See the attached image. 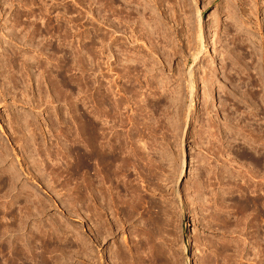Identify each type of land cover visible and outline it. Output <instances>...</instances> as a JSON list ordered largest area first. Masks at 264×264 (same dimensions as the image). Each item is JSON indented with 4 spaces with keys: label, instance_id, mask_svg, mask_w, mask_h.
<instances>
[{
    "label": "rangeland",
    "instance_id": "1",
    "mask_svg": "<svg viewBox=\"0 0 264 264\" xmlns=\"http://www.w3.org/2000/svg\"><path fill=\"white\" fill-rule=\"evenodd\" d=\"M235 33L258 53L256 106L222 92ZM260 106L264 0H0V264L135 254L148 214L126 220L109 204L118 189L98 171L102 133L129 160L117 181L159 210L158 264H264V158L241 155L246 139L229 138L239 125L226 116L248 134ZM82 134L88 148L73 142Z\"/></svg>",
    "mask_w": 264,
    "mask_h": 264
},
{
    "label": "bare ground",
    "instance_id": "2",
    "mask_svg": "<svg viewBox=\"0 0 264 264\" xmlns=\"http://www.w3.org/2000/svg\"><path fill=\"white\" fill-rule=\"evenodd\" d=\"M151 27L153 28L154 26H151ZM238 31H239V29H238ZM245 41H246L245 37L243 38L242 34L241 35H239V34L236 35V33L233 34V37H232L230 42H232L234 47H231V49L228 51L229 54H227L228 53L227 52L225 54V57L223 56L224 59L222 62L223 66L221 67L222 68L221 73L223 75V78L226 79L225 82L227 81V84L229 85V91H227L226 89L223 88L222 92L224 93L223 94L224 97L227 99L231 96V100L234 102L231 104H233V105L236 104L235 100H233V99H236V101L239 102V98L237 96L240 97V100H242L244 97L246 99H249V101H250L249 104L251 103L253 105H255V103L251 102V100H254L255 102L258 101L257 99H258L259 93H257V92H259V91L255 92L253 88L251 89V86L257 87V85L259 84V81H260V77H258L259 76V71H258L259 69L256 68V65L254 63L255 62L254 60H257L255 58H256L258 53L255 52L256 50L254 51L252 49V46L251 47L245 46L246 45ZM248 59H251L252 62L248 61ZM258 64H259V61H258ZM258 67H259V65H258ZM160 86H162V85H160ZM245 86H248L249 88L247 87L248 89L244 90ZM223 87H226L225 84ZM105 95L103 92L100 95H98L99 96L98 97V104L100 107L106 105V101L104 100V99H106ZM232 96H233V98H232ZM224 102H226V101H224ZM238 102L236 104L237 106H239ZM247 102H248V100H247ZM256 105H257V102H256ZM240 107L241 106H239V108ZM260 107L262 110L264 109V108H262V106H260ZM237 110H238V108H237ZM257 111H259V108L257 109ZM99 113H100V111H99ZM263 113H264V111H263ZM234 114L230 115V113H228V115H226V116L228 119H231L234 121L238 120L239 129L235 130V132L234 131L231 133L227 132L229 138L231 139L234 136L233 138H234V140H236V139H238V137L235 136L237 133L239 136L242 135L246 139L245 141L247 142L246 144H247L248 148L246 150H243L242 151L243 153L241 152V155L244 154V156L247 155V157L251 156L252 158H254L253 156H256L255 159H257V160L261 156L264 158V116L262 118L261 117L255 118L259 114H257L256 112L254 113L253 110L250 112V114L247 113L248 116L247 115L246 116H247V118H249V116H250V119H249V122L245 126L249 127L250 129H249V133L246 134V133H244V129H243L244 127L241 126V124H242L241 122L244 121V118H242L241 115L239 118L238 116H234ZM100 116H102V115H100ZM233 124H237V122H235ZM235 128H238V127H236V125H235ZM100 136L101 137H99V135H98V138L103 139V137L105 136V133L100 134ZM239 139H240V137H239ZM87 140H88L87 137L83 134L80 136V138L76 139L75 141H73V139H72V141L76 145H78L80 149L86 148V147L88 148L90 146L89 144H87ZM100 140L98 141V144L96 146V152H95V155H96L95 159L98 161V166H99L98 171L100 172V174L105 173L104 174L105 179H107L109 181L116 182V188L118 189L117 195L115 197L113 196V198L109 204L118 205V209H121V211L123 212L122 214L125 216L126 220L132 219L134 217L135 213L141 214L142 212L146 211L148 214V219L145 222V227H144L145 230L142 231L138 235L139 238L137 239L138 241L136 243L135 254L130 253V252L128 253L127 251H123V253L121 252L122 254L119 255V252L117 250V251H115L116 252V255H114L115 257L110 256V259L112 258L111 260L115 264L119 260L122 261L124 264L125 263L128 264L130 262L129 260H131L129 258H131V256L135 255L138 258V260H140V264H158L159 259H160L159 239H160V232H161V228H160L161 222H160L159 210L157 208H156V211H153L155 209L150 210L151 208H149L150 207L149 202L145 201V199H146L145 196L142 194V192H140L141 190L136 185L131 184L128 181H120L119 182L115 178L117 172L121 171V170H127V167L129 164L128 157L123 156V154H124L123 145L122 144L116 145V144L110 143L113 145H109L107 147L105 144L106 142L103 143L104 141L101 140L103 142H100ZM96 142H97V140H96ZM78 146L76 148H78ZM240 151H241V148H240ZM97 161H95V163ZM185 168H186V163L183 162V170ZM199 186H201V185L199 184ZM105 193L106 192H104L103 188H99V195L98 196L101 199L102 209H105L107 206L108 197ZM256 202H257V206L259 208V206H260L259 200L258 201L256 200ZM120 205H121V207H120ZM151 205H152L151 206L152 208L157 207V205L155 206V204L151 203ZM108 208L111 209L110 206H108ZM103 228H104V225L99 223V229H103ZM98 252L101 253V250H99ZM116 258L118 260H115ZM132 261H133V259H132ZM132 263H134V262H132Z\"/></svg>",
    "mask_w": 264,
    "mask_h": 264
}]
</instances>
